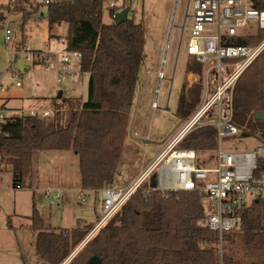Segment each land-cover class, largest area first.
Returning <instances> with one entry per match:
<instances>
[{"label": "trees", "instance_id": "1", "mask_svg": "<svg viewBox=\"0 0 264 264\" xmlns=\"http://www.w3.org/2000/svg\"><path fill=\"white\" fill-rule=\"evenodd\" d=\"M250 1L264 9V0ZM40 5L45 6L49 29L66 23L65 50L80 52L79 72L88 75L87 94L85 99L51 98L49 118L21 115L1 124L0 165L9 166L12 188L30 187L36 150H71L78 156L79 192L111 186L138 80L144 26L128 16L118 24L103 22V0H8L0 4V20L4 13H20L23 25ZM261 37H243L236 43L257 44ZM184 71L199 75L201 65L188 56ZM199 91L198 82L181 84L175 111L180 121L194 109ZM256 111H264V51L243 70L233 90L234 124L264 146V121L254 119ZM179 146L211 151L216 131L200 125ZM263 170L264 158H258L255 173ZM201 199L196 190H147L142 185L68 264H85L94 255L101 264H217L215 246L209 245L217 242V234L198 225L205 215ZM241 216V230L224 236L227 264H237L226 250L236 235L245 245L264 251L261 200L251 202ZM28 219L25 227L36 231V254L47 264H61L94 225L77 221L74 228L52 229L44 225L34 204Z\"/></svg>", "mask_w": 264, "mask_h": 264}, {"label": "rangeland", "instance_id": "2", "mask_svg": "<svg viewBox=\"0 0 264 264\" xmlns=\"http://www.w3.org/2000/svg\"><path fill=\"white\" fill-rule=\"evenodd\" d=\"M36 1L42 3V0ZM6 2L8 0H0V4ZM110 3L114 4L113 8ZM124 8L129 9L128 17L144 26L145 37L125 139L111 184L114 188L127 187L140 168L179 128L181 121L175 111L181 84L185 82L188 87L196 78L184 71L188 57L184 47L190 24L188 0H103V22H110V10L117 12ZM46 16L45 6L40 5L23 25L20 13H4L0 20V83L5 87L0 103L6 99V106L12 109H52L49 97L57 96L60 90L65 98L86 97V73L77 70L73 81L62 72L61 81H57V57L70 55L63 39L67 25L63 23L49 29ZM7 29L9 39L5 40ZM38 50L50 55L46 62L36 61L35 51ZM46 64L50 69H45ZM70 66L78 67L79 62L72 59ZM17 80L20 86H15ZM21 111L15 114H23ZM261 145L260 139L253 135L223 139V146L230 150L251 152ZM199 157L205 161L203 165L212 164L210 151L201 152ZM46 190H50L49 198L45 196ZM56 190L63 192L60 201L52 196ZM79 190L78 156L71 150H36L31 185L25 188L13 189L9 166L1 164L0 264H47L35 253V232L25 227L33 204L52 229L73 228L77 221L95 224L100 215L101 194L93 189ZM260 200L264 226V197ZM201 204L205 214L215 210L214 204L205 199H201ZM94 234L96 232L90 230L61 264H68ZM232 238L226 250L237 264H260L264 251L245 245L240 234Z\"/></svg>", "mask_w": 264, "mask_h": 264}, {"label": "built area", "instance_id": "3", "mask_svg": "<svg viewBox=\"0 0 264 264\" xmlns=\"http://www.w3.org/2000/svg\"><path fill=\"white\" fill-rule=\"evenodd\" d=\"M50 1L42 0V3ZM188 6L190 24L184 49L188 56L201 65L199 75L190 72L196 76L193 82L200 85L196 105L127 187L106 186L94 190L100 192L102 205L91 232L103 227L142 185L147 190H196L202 199L215 206V210L206 213L198 225L217 234V242L209 245L215 246L217 264H227L224 236L239 232L241 213L251 202L264 197V170L255 173L258 158H264V146L251 152L230 150L223 146L224 138L242 136L243 133L233 122V90L243 70L264 51V9L253 7L250 0H188ZM110 7L113 8L114 4L110 3ZM261 33L257 44L236 43L243 37ZM8 34L7 29L5 40L9 39ZM63 39L65 42V37ZM23 48L28 51L26 47ZM68 52L69 56L57 57L58 82L61 81L62 72L74 80L75 72L70 61L74 59L80 62L81 54L78 51ZM35 55L37 62H46L50 57L42 53ZM45 69H50V65L46 64ZM14 84L20 86L21 82L17 80ZM4 90L5 87L0 83V99ZM18 111L21 110L9 108L4 101L1 102L0 126L21 115L38 118L52 116V111L45 108L21 111L24 112L21 115L15 114ZM203 124L212 126L216 131V147L210 151L213 154L210 165H203L205 161L200 160L197 151L179 146L188 133ZM20 188L16 185L13 189ZM49 191L45 193L47 198L50 197ZM60 191L52 192L58 201L63 195ZM81 200H84L83 196Z\"/></svg>", "mask_w": 264, "mask_h": 264}, {"label": "water", "instance_id": "4", "mask_svg": "<svg viewBox=\"0 0 264 264\" xmlns=\"http://www.w3.org/2000/svg\"><path fill=\"white\" fill-rule=\"evenodd\" d=\"M128 11H129L128 8H124L121 11H117V12L111 11L110 12V19H111V21H113L115 24L120 23L121 21H123V20H125L127 18ZM61 95H62V90H60L58 92V95L56 97L59 98ZM253 117H254L255 120L264 121V111H256V112H254ZM241 135L243 137H246L247 136V134L244 133V132ZM85 264H101V261H100L99 257H97L96 255H94V256H91L85 262Z\"/></svg>", "mask_w": 264, "mask_h": 264}, {"label": "crops", "instance_id": "5", "mask_svg": "<svg viewBox=\"0 0 264 264\" xmlns=\"http://www.w3.org/2000/svg\"><path fill=\"white\" fill-rule=\"evenodd\" d=\"M111 11H113V10H110V12H111ZM61 24H63V23H61ZM58 25H60V24H58ZM73 68H74V72H75V73H74V74H75V75H74V80H75V78H76V71H77V70L79 71V66H78V67H73ZM71 78H72V80H73V77H71ZM74 80H73V81H74ZM51 98H53V97H49V99H51ZM4 102L6 103V99H5ZM9 108H11V107H9ZM49 110H51V108H49ZM67 151H68V150H67ZM59 176L62 177V173H61V172L59 173ZM63 177H64V176H63ZM47 190H48V189H47ZM42 219H43V218H42ZM43 222H44V219H43ZM26 225H27V224H26ZM44 225L47 226L45 223H44ZM47 227H50V225L47 226ZM74 227H75V225H74ZM74 227H73V228H74ZM62 228H63V227H62ZM33 231H34V230H33ZM34 232H35V238H36V231H34ZM34 242H35V241H34ZM34 249H35V247H34ZM35 253H36V251H35ZM41 260H42V259H41ZM43 261H44V260H43ZM44 262H45V261H44Z\"/></svg>", "mask_w": 264, "mask_h": 264}]
</instances>
